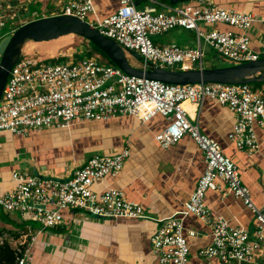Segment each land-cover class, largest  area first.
<instances>
[{
    "label": "built area",
    "instance_id": "1",
    "mask_svg": "<svg viewBox=\"0 0 264 264\" xmlns=\"http://www.w3.org/2000/svg\"><path fill=\"white\" fill-rule=\"evenodd\" d=\"M198 1L202 5L199 8L185 5L152 14L137 9L133 0H121L114 15L95 18L88 24L124 51L139 55L143 71L148 63L170 70L179 67L185 71L195 65L201 69L205 45L234 64L264 59V38L258 52L251 49L249 38L253 25H264V18ZM92 13L91 0H72L63 14L85 22ZM200 25L210 28L203 30ZM213 25H225L236 32L211 28ZM175 28L194 31L196 48L184 50L152 42V36ZM206 98L226 106L234 114L233 131L228 136L230 143L247 155L255 153L258 143L254 125H264V97L253 84L171 85L129 76L117 67L102 65L93 59L51 64L24 54L9 71L0 98V133L24 136L30 131L51 127L67 129L75 123L110 120L122 115L136 117L142 123L156 115L164 117L168 125L154 140L166 148L189 136L203 155L205 169L183 210L162 220L152 235V253L160 264H186L190 252L183 223L188 216H194L211 228L210 244L198 252L200 257L251 261L262 240L264 211L255 206L249 190L241 184L237 166L214 140L198 131L194 119L188 118L184 104L195 106L197 112ZM128 157L127 149L111 157L92 155L67 180L14 171L11 178L15 188L0 196V214L17 215L39 228L35 232H21L13 249L14 261L3 264H27L38 237L46 229L58 226L66 209L84 210L102 219L147 218L142 207L127 201L122 191L110 188L99 194L92 190L106 177L121 173ZM207 191L229 193L240 200L254 216V231L250 234L234 228L221 217L211 219L204 204ZM188 234L194 236L192 231Z\"/></svg>",
    "mask_w": 264,
    "mask_h": 264
},
{
    "label": "crops",
    "instance_id": "2",
    "mask_svg": "<svg viewBox=\"0 0 264 264\" xmlns=\"http://www.w3.org/2000/svg\"><path fill=\"white\" fill-rule=\"evenodd\" d=\"M70 1L72 0H0V56L18 28L32 21L64 15V8ZM204 1L227 11L246 12L264 18V0ZM120 2L121 0H91L93 13L85 22L93 23L95 18L105 19L114 15ZM133 2L137 9L152 14L165 13L185 5L194 8L202 6L198 0ZM200 28L208 30L210 26L200 25ZM211 28L233 30L225 25H213ZM66 37L68 35L60 38ZM249 38L251 49L258 52L264 38V25L254 24L249 31ZM151 40L157 46L175 45L184 50L195 49L197 45L195 32L183 28L152 36ZM48 42L29 41L23 46L22 52L51 64L76 61L84 57L112 66L97 53L86 57L85 53L90 51L87 42L88 49L66 57H49L55 55V49H51L53 51L46 57L33 53L41 54V51L47 50L40 45ZM124 52L131 57L128 52ZM217 55L205 45L201 69L236 65L231 61L230 64L221 65ZM137 60L139 62L136 67L129 64L142 71V59ZM163 69L170 70L165 67ZM192 69L199 67L195 65ZM171 70L181 71L179 67ZM256 91L264 97V85ZM184 109L188 118L194 119L198 131L214 140L223 154L237 166L241 184L249 190L255 206L264 211V125H254L258 149L252 155H247L228 139L233 131L234 114L226 106L206 98L199 111L196 112L195 106L189 103L184 104ZM167 125V119L160 115L145 123L136 117L122 115L110 120L75 123L67 129L51 127L39 132L30 131L24 136L0 133V196L14 190L15 183L11 178L14 171L28 172L42 178L67 180L92 155L111 157L127 149L129 157L125 160L121 173L115 177H106L102 183L94 185L92 190L99 194L110 188L120 190L127 201L140 205L147 217L102 219L84 210L66 209L62 212L61 223L46 229L38 237L27 264H160L152 253L150 239L161 226L162 220L183 210L205 169L203 155L189 136H184L166 148L154 140ZM224 191L226 192L225 188ZM204 204L211 219L221 217L234 228L247 230L250 234L254 231L256 221L253 214L231 194L207 191ZM15 216L17 218L12 219L10 214L0 215V247L7 244L11 251L19 242L21 232H35L39 228L37 224H26ZM183 224L190 252L186 264H264V231L258 253L253 260H206L198 252L210 244V226L194 216H188ZM189 231L194 232V236H189Z\"/></svg>",
    "mask_w": 264,
    "mask_h": 264
},
{
    "label": "water",
    "instance_id": "3",
    "mask_svg": "<svg viewBox=\"0 0 264 264\" xmlns=\"http://www.w3.org/2000/svg\"><path fill=\"white\" fill-rule=\"evenodd\" d=\"M66 35L81 37L101 51L105 57L124 74L156 80L164 84L188 85L200 83L254 84L264 82V59L243 64L229 65L214 69H190L172 71L147 64L145 71L133 68L127 54L114 41L101 36L86 22L77 18L60 15L29 22L18 28L10 37L0 56V98L12 66L22 53L25 43L48 42ZM139 59V55L128 52Z\"/></svg>",
    "mask_w": 264,
    "mask_h": 264
},
{
    "label": "rangeland",
    "instance_id": "4",
    "mask_svg": "<svg viewBox=\"0 0 264 264\" xmlns=\"http://www.w3.org/2000/svg\"><path fill=\"white\" fill-rule=\"evenodd\" d=\"M40 46H42V48H47V50L41 51L40 52L41 54H39V52H34L33 51V53L36 56L42 57L43 55L44 56L45 55H49V52L53 51L51 49H55L56 50L55 55L54 56H49V57H53V58L54 57H66L67 55H70L72 53H77L78 54L79 52L84 51L83 49H88L87 44L85 43V41L82 38L74 36V35H68V37H66V38H60L59 40H53V41L48 42L47 44L46 43L45 44H41ZM1 54H2V52H1ZM22 55H24V52L21 53V56ZM216 57H218V59H220L219 61L222 62L221 65L225 64V63L230 64L229 63L230 61L226 60L225 58H222V57L219 58L218 55ZM83 58L84 57L79 58V59H83ZM127 60L133 67H136L138 62H139L137 59H134V58L128 57V56H127ZM10 217L12 219L17 218L14 214H10ZM18 220H21V221H23L26 224H30V222H28L26 220H22V219H18ZM31 223H33V222H31Z\"/></svg>",
    "mask_w": 264,
    "mask_h": 264
},
{
    "label": "trees",
    "instance_id": "5",
    "mask_svg": "<svg viewBox=\"0 0 264 264\" xmlns=\"http://www.w3.org/2000/svg\"><path fill=\"white\" fill-rule=\"evenodd\" d=\"M84 41L87 42V44L90 47V51H88V52L85 53V56L86 57H92L94 53H97V54H99L102 57V59L106 60L109 65L114 66L109 60L106 59V57L104 56V54L101 51H99L98 49H96L88 41H86V40H84ZM262 85H264V82H262V83H254L253 84L255 90L258 89V88H260ZM13 261H14V252L10 250V248L8 247L7 244L2 245L0 247V264H3V263H12Z\"/></svg>",
    "mask_w": 264,
    "mask_h": 264
}]
</instances>
